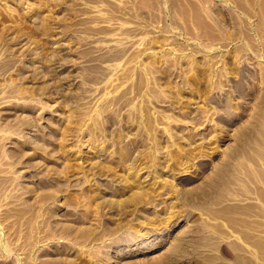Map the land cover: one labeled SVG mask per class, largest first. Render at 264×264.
I'll list each match as a JSON object with an SVG mask.
<instances>
[{
	"label": "rangeland",
	"instance_id": "rangeland-1",
	"mask_svg": "<svg viewBox=\"0 0 264 264\" xmlns=\"http://www.w3.org/2000/svg\"><path fill=\"white\" fill-rule=\"evenodd\" d=\"M262 156L264 0H0V264H264Z\"/></svg>",
	"mask_w": 264,
	"mask_h": 264
},
{
	"label": "bare ground",
	"instance_id": "bare-ground-1",
	"mask_svg": "<svg viewBox=\"0 0 264 264\" xmlns=\"http://www.w3.org/2000/svg\"><path fill=\"white\" fill-rule=\"evenodd\" d=\"M260 153H261V152H260ZM260 153H259V154H260ZM262 153H263V152H262ZM262 157H263V156H262ZM263 159H264V157H263ZM241 261H242V258H241Z\"/></svg>",
	"mask_w": 264,
	"mask_h": 264
}]
</instances>
